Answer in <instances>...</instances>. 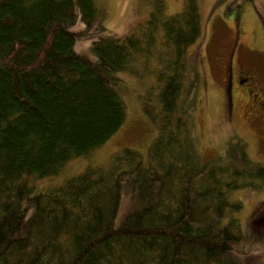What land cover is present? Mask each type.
Here are the masks:
<instances>
[{
    "label": "trees",
    "instance_id": "obj_1",
    "mask_svg": "<svg viewBox=\"0 0 264 264\" xmlns=\"http://www.w3.org/2000/svg\"><path fill=\"white\" fill-rule=\"evenodd\" d=\"M199 0L168 15L154 0L144 23L107 32L95 0H0V264H242L247 238L238 188L256 189L264 164L230 139L206 157L192 122L203 36ZM152 62L157 128L146 155L123 148L45 188L74 158L121 127L120 73ZM264 229V200L250 226Z\"/></svg>",
    "mask_w": 264,
    "mask_h": 264
},
{
    "label": "rangeland",
    "instance_id": "obj_2",
    "mask_svg": "<svg viewBox=\"0 0 264 264\" xmlns=\"http://www.w3.org/2000/svg\"><path fill=\"white\" fill-rule=\"evenodd\" d=\"M154 0H95L105 13L107 32L124 36L144 23ZM165 13L172 15L184 10L186 0H164ZM203 36L189 47V57L196 70V85L190 91L194 99L192 122L199 141V151L213 157L222 151L230 139H242L255 161L264 164V128L255 111L238 96L233 109L224 101L222 92L224 72L222 62L214 58L230 48L237 26L241 28L246 45L240 54L242 63L250 73L255 88L264 92V0H199ZM205 44L207 46H205ZM227 53V52H226ZM152 62L148 69L134 64L139 73H120V88L127 105V117L121 127L103 144L87 156L69 161L59 175L38 181L48 188L61 184L67 176L82 172L88 165L105 164L112 154L123 148H134L146 155L157 134V128L143 110V96L154 104L158 95V82ZM253 109L254 112H251ZM255 113V114H256ZM259 115V114H258ZM231 198L242 201L239 217L247 233L244 241L237 243L233 254L242 264H264V229L255 230L250 220L252 212L264 200V181L256 189L238 188Z\"/></svg>",
    "mask_w": 264,
    "mask_h": 264
},
{
    "label": "flooded vegetation",
    "instance_id": "obj_3",
    "mask_svg": "<svg viewBox=\"0 0 264 264\" xmlns=\"http://www.w3.org/2000/svg\"><path fill=\"white\" fill-rule=\"evenodd\" d=\"M243 36L244 34L238 25L235 29L231 46L226 51L227 53H224L223 58L221 56L215 57L214 62L215 64L219 63V61L222 62L224 72V85L222 87V92L224 101L228 103L229 110L231 111L233 109L235 98L240 96L245 104L250 105L251 108L257 111L253 116L260 117L264 128V92L255 88V83L253 82L250 73L242 63L243 56L240 54V51L242 52V49L246 46L242 41ZM205 46L207 45L205 44ZM253 109H250L251 112H254Z\"/></svg>",
    "mask_w": 264,
    "mask_h": 264
}]
</instances>
